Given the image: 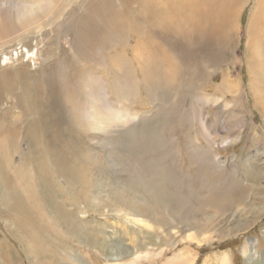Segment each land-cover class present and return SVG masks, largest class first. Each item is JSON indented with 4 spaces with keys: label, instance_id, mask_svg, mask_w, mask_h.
Instances as JSON below:
<instances>
[{
    "label": "rangeland",
    "instance_id": "374dc122",
    "mask_svg": "<svg viewBox=\"0 0 264 264\" xmlns=\"http://www.w3.org/2000/svg\"><path fill=\"white\" fill-rule=\"evenodd\" d=\"M12 1L0 0V5ZM142 1L153 2L63 0L61 16L49 22L44 32L19 35L0 45V126L7 132L19 122L16 132H20L22 152L28 140L32 141L37 158L26 159L23 173L26 184L40 185L36 196L23 193L21 201L34 222L33 234L42 240V255L28 254L23 244L9 235L7 229H14L10 220L16 218L0 205V239L13 250L17 264H169L184 258L188 264H264V114L254 100L256 92L252 91L246 61L248 30L257 0H230L229 23L220 32L204 29L191 36L176 30L173 21L166 26L159 11L164 0H156L161 6L153 5L162 26L150 27L153 16ZM93 4L104 11L107 6L113 9L112 21H117L115 25L124 33L121 40L100 32L89 36L91 27L77 33L76 19ZM104 39L108 41L107 56L124 52L129 61L137 49L136 41L149 44L157 57V82L146 84L141 67L131 61L135 95L128 101H115L113 96L109 100L115 108L134 114L137 127L130 134L107 137L97 133L94 139L78 133L65 111L61 87L52 81L50 89L42 77L50 75L49 70H43L54 63L57 69L52 73H58L59 84H64L88 65L85 47L89 41L101 45ZM29 40L30 46L23 47ZM22 63L30 70L33 94H38L35 116L29 118L15 105L12 94L19 90L6 93L11 80L7 72ZM88 67L99 77L113 79L104 67ZM165 69L172 72L170 83L162 73ZM222 82L236 85L237 95L225 93L220 88ZM44 89L47 101L40 98ZM14 140L0 139L7 142L0 147L8 146L11 151L2 155L11 160L9 168L1 166L7 192L16 186L12 174L20 161L11 148ZM38 156L60 180L64 196L75 197V203L62 206L58 214L46 206L36 207L33 200L41 201L43 187L35 175L38 172L30 168L40 161ZM68 165H77L85 176L80 187L66 186L62 175ZM137 212L144 215L134 219ZM141 218L149 230L134 221ZM5 221L10 224L7 228ZM87 235L92 239L87 243L79 237ZM248 257L253 261L248 262ZM3 259L0 254V263L9 264Z\"/></svg>",
    "mask_w": 264,
    "mask_h": 264
},
{
    "label": "bare ground",
    "instance_id": "6f19581e",
    "mask_svg": "<svg viewBox=\"0 0 264 264\" xmlns=\"http://www.w3.org/2000/svg\"><path fill=\"white\" fill-rule=\"evenodd\" d=\"M62 1L63 0H13L12 2H9L8 5H0V45L3 42L13 39L19 35H29L31 37L36 35L37 33L44 32L45 28L50 26L49 22L52 23V21L58 20V18L61 16L62 12L59 10V5ZM94 2L96 3L97 1ZM163 2L164 3L162 4V10L159 11H161L160 15H162L164 22L166 21V26H168V22L170 23V21H173L174 28L176 30H179L181 34L184 33V35L186 33L191 36L193 35V33H200V31H203L204 29L209 30L210 33H217L220 32L224 28V26L229 23L228 21L231 15L230 8H232L230 0H164ZM144 4H147L148 9L153 16L152 20L150 21V27H157L158 25H161V22L156 17V13L158 10L154 7L160 4L157 3L156 0H153V2L145 1L143 5ZM99 8V5L97 6L96 4H93V7L87 8L84 13L82 12L81 15L78 16V18L76 19V24L74 25L77 33L79 32L80 34L81 32H86L87 29L91 27V30L89 29V36L93 37V34L99 36L100 32L112 40H121V38L124 36V33L123 31L121 32L119 27L115 25L117 21H112L114 15L112 11L113 9H108V6L107 11L101 10ZM141 12L142 14H144L142 9H140V13ZM83 21H85L86 23H84ZM82 22L85 25H83ZM164 22H162V24ZM61 26L62 25H60L59 27ZM85 34H82L83 36L81 37H86ZM248 34L250 37L248 39L246 61L249 65L250 74H252L251 80L249 81H251L252 83V91L256 92L254 100L257 105L260 106L262 113L264 114V0H257L256 7L253 12V17L250 21ZM148 35L150 36V34ZM151 38L153 40V36ZM93 41L90 40V44L85 47L86 52L89 53V56L87 58L88 65L86 67L84 66V68H80L76 76H69L68 80L64 84H59L58 73H52V70L57 69L55 68L56 65L54 63H51L44 70L43 68H41L43 72L48 70L50 72V75L48 77L42 78L45 81V85L47 84L50 89L52 88V83L56 84V86L61 87L62 98L66 101L64 104L65 111L69 115V121L77 126L79 134L87 135L90 138L94 139L96 138V135L94 136V134L97 133H104L106 136L108 135L107 137L111 135L115 136L120 134H130L131 132H134V129L137 127V122L133 121L136 116L126 109H121L123 107L115 108L116 106H113V104H111V100H109V97L113 96L115 101H128L129 98L131 99L135 95V82L132 80V73L130 72L131 69L129 66V63L131 61L132 63L141 67V71L146 84L153 85L155 81L157 82V80L154 78V73L158 68L156 67L155 63L157 58L155 56L156 54L149 44H145L142 41L138 40L136 41L135 46L137 49L133 50L131 61H129L126 59L124 52L115 54L113 56H107L105 47L106 42L108 41H106V39H104L105 42H99L101 43V45H97L93 43ZM22 46L28 48L30 46V40L28 42H25ZM21 57H23V55H21ZM94 64L106 68L109 74L113 76V79L107 76L106 78L99 77L97 74L92 72L88 66H93ZM25 65L27 64L22 63L13 72H7L6 77H11V80L6 87V93L7 95H9L12 94L11 91L15 92L14 90H19L18 93L12 94L14 96L15 105L20 114L24 113V115H27L29 118L30 115L32 116L35 113L34 104H37L39 102H37L38 94H33L32 92V89H34V87H32L28 81L30 70H27L25 68ZM28 67H30L29 64L27 68ZM162 73L165 75L168 83L173 81L172 72H170L168 69L163 70ZM0 78L2 77L0 76ZM50 82L52 83L49 84ZM3 88H5V86ZM220 88L228 94L237 95L238 93L236 85L222 82ZM47 94L48 93L46 89H44V94H42L43 96L40 97L41 100L47 101V99L49 98L47 97ZM10 109L12 110V108ZM11 110H8V112ZM6 112L7 110L5 111L4 116L5 114H7ZM20 117H22V115H20ZM40 118L42 119V117ZM18 123L19 122H14L13 126L11 125V127L8 128L7 132L6 129H2L0 126V139L12 140V138L14 137L15 140L14 142L12 141L13 147L11 146V148L12 151L18 153L20 157V161L14 166L12 174V177L14 176L17 179L16 186L12 189V191L7 192L4 188V184H2V178L5 175L2 174L1 170L4 168V166H10L11 160H9L7 157H3L2 155L3 153L8 154L11 151H9L8 146H6V148H2L3 144H7V142H0V144L3 143L2 147H0V159L3 157V160L0 161V205L4 207L9 214L14 215V217L16 218V220H10L12 222L11 225L14 226V229H7L9 235L13 236L12 238H14L17 243H22L28 254L37 257L39 255H42L41 253L43 252V250L40 249L42 246V240L38 234H33L34 222L28 217L29 214L25 210V206L22 204L23 200L21 201V196H23V193L24 195H26L25 193H29L36 196V191H40V189H38V187L40 186L39 184L29 183L28 185L25 183L27 178L23 173L24 164H26L24 162H26V159H28L29 161H33L32 157H36L37 150H34L32 141L28 140L30 146H27L26 151H20L21 144L18 140H20L21 137L19 136L18 138L17 136V134L20 132H16ZM38 123L39 122H37V124ZM35 125L36 124H34V126ZM35 129H37V126ZM34 136L36 137L37 135ZM53 139L54 138H52V140ZM41 144L43 147L44 144L40 142V145ZM48 148L50 149V147ZM51 150H53V148ZM38 152H41V150H38ZM45 153L47 154V151ZM62 154L63 153H61V155ZM40 157L41 159L39 162L34 161L35 163L33 167L30 166V162L28 163L30 168L35 170L34 172H38L37 175L32 171L33 175L35 174L40 179L42 183L41 185L43 186L40 196L41 201H39V198H34L33 200L37 203L36 207L40 208L42 206H46L48 210H51V212L58 214L62 206L74 204L75 197L64 196L66 194L63 190L64 188L59 185L60 180L57 176H55L56 174L53 175L51 174V172H48L46 167L47 163L43 161L42 156ZM4 158H6V160ZM36 164L38 165L37 167ZM50 164L52 163H49V166ZM1 166L3 167L2 169ZM48 168L50 170V167ZM59 172L60 170L57 173ZM8 173L10 175L9 171ZM8 173H5L4 171V174ZM62 177L65 179V181L68 182L66 183V186L75 188L76 186L80 187V184L84 182L85 176L82 174V171L78 169L77 165L74 168L68 165ZM33 179H31L32 181L30 182H35V180L33 181ZM60 195L62 198L60 197ZM142 215L144 214H140L137 212L133 214V218L136 216L138 218ZM134 221H137L140 226L142 225L143 228H147L149 230L148 224L143 222L144 220L142 218L139 220L136 219ZM7 222L8 221H5V228L10 225ZM79 237L86 243L92 240L88 235L86 238H81V236ZM12 251L13 250H11V248L6 244V241L0 239V254H2L5 258L3 259V261L8 260L9 264H17L14 257L12 256ZM245 252L243 253L244 256L247 255ZM247 261L252 262L253 260L248 257ZM169 264H188V262L186 258H184L177 259Z\"/></svg>",
    "mask_w": 264,
    "mask_h": 264
}]
</instances>
